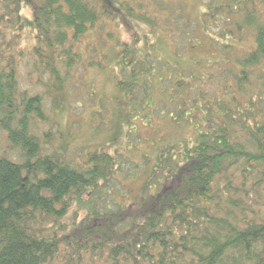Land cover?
<instances>
[{"label":"trees","instance_id":"1","mask_svg":"<svg viewBox=\"0 0 264 264\" xmlns=\"http://www.w3.org/2000/svg\"><path fill=\"white\" fill-rule=\"evenodd\" d=\"M196 1L0 0V128L18 151L0 154V264H264V0H203L221 54L195 71L182 53ZM119 15L148 32L121 40ZM116 66L112 93L87 85L113 105L112 138L156 110L195 132L141 152L139 192L113 207L101 198L122 152L68 157L34 125L43 105H81L87 70ZM71 207L84 213L64 221Z\"/></svg>","mask_w":264,"mask_h":264},{"label":"rangeland","instance_id":"2","mask_svg":"<svg viewBox=\"0 0 264 264\" xmlns=\"http://www.w3.org/2000/svg\"><path fill=\"white\" fill-rule=\"evenodd\" d=\"M201 9H203V0H197L193 4L191 13L197 18L198 24L193 30V37L188 42L187 48L182 53L184 66L195 71L197 63L201 67L221 54L219 44L215 41V32L205 30L200 17H198ZM23 14L32 17L33 10L30 7H24ZM118 20L116 33L123 41L131 42L135 34L148 32V27L141 21L124 15H119ZM28 34V31H26L25 35ZM81 49L85 50L84 48ZM178 65H180L179 62L176 65H172L171 68L178 70ZM207 68L208 65L203 70ZM120 73L119 66L110 67V71H102L95 68L87 70L84 74L85 78L81 79L83 86H79L74 90L72 96L75 101L81 102V105H76L75 102L73 105H54L53 102L52 105H43L49 121H39L34 125L42 141L48 143L51 146V150L58 149L60 141H63L65 144L62 147V151L68 157L75 155L82 157L87 151L94 150L99 145L111 152L114 150L122 152V156L117 159L119 167L114 172L115 178L110 180L108 182L109 187H106V193L111 192L104 194L101 198L106 206L113 207L117 206V204L128 205L131 203V197L139 192L143 177L131 174V170H136L137 164L141 162V152H148L153 147V143L175 142L178 139L190 137L195 132L192 124L175 121L169 115V112H164L165 114L161 115L159 114L160 111L156 110L152 113V119L149 123H145L140 119L134 121L137 126L135 135L124 132L121 137L113 136L112 138L113 124L109 122L108 115L113 105H93L97 101L96 94L91 97V89H88L87 85L94 83L93 91L96 90L97 92L106 87L110 94L114 91L116 83L114 75H119ZM165 78L168 80L167 77ZM155 83L153 91L158 93L161 90L160 83L158 81ZM48 102L50 103V100ZM93 109H101L103 111L102 121L98 117H92ZM174 115L176 114L174 113ZM127 117L128 122L125 126L128 125L130 128L131 116ZM47 132H51L48 138L45 136ZM131 143L134 144L133 147ZM1 153H6L12 158L18 157V151L10 148L7 134L0 128ZM77 208L71 207L63 220L72 222L70 220L73 217H82L84 213L82 208Z\"/></svg>","mask_w":264,"mask_h":264}]
</instances>
